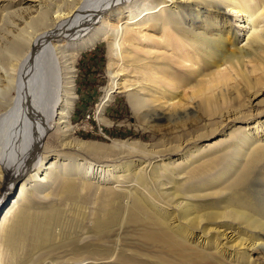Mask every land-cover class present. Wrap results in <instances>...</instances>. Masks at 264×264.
Returning a JSON list of instances; mask_svg holds the SVG:
<instances>
[{"label":"bare ground","instance_id":"6f19581e","mask_svg":"<svg viewBox=\"0 0 264 264\" xmlns=\"http://www.w3.org/2000/svg\"><path fill=\"white\" fill-rule=\"evenodd\" d=\"M191 9L194 13L188 20L202 26L185 28L179 15H171L175 10L183 15ZM120 10H125L124 16L116 27L108 29L100 23L105 15ZM227 16H235L249 27L246 41L252 50L230 48L226 43L234 45L235 39L229 32L226 39L211 42L207 38L216 29L215 18L227 20ZM143 24L161 32L160 39L133 28ZM262 25L264 0H0V210L16 181L22 180L0 223V264H14L9 257L12 250L24 252L19 264L35 259L40 246L55 242L52 231L61 225L65 232L75 228L72 254H86L74 263L95 256L91 249L95 244L84 243L87 233L79 232L89 227L81 210L84 200L106 180L105 173L114 170H107L113 168L110 165L78 162L73 147L88 143L75 138L71 119L77 100V61L98 42L107 44V71L112 77L100 120L114 92H130L144 82L141 90L153 93V102L162 103L163 109L168 105L170 112L146 114L151 123H170L180 118L181 109L195 102L197 111L219 121L191 144L179 147L181 150L156 155L155 163H162L160 167L153 161L140 165L138 184L132 185L137 196L129 199L125 210L122 195L112 188L104 189L102 196L93 200L99 211L92 212L90 233L101 236L126 218L131 225L141 227L140 238L148 249L163 256L160 264H264V258L252 259V254L264 255V111H255L253 105L264 93ZM144 37L145 41L139 40ZM170 44L176 47L170 48ZM213 50L227 52L220 56ZM115 61L127 64L130 73L137 76L119 82L118 73L112 71ZM246 62L252 64L249 72ZM240 85L244 88L241 91L237 90ZM231 88L248 97L238 109L229 107L235 105V99L224 98ZM180 89L183 91L178 92ZM136 105L140 109L145 103L139 100ZM227 109L231 110L225 112ZM237 123L243 126L230 134L238 136L237 142L218 148L227 144L220 138L205 146L198 159L184 158L175 167L165 163L174 158L173 153H186L204 138ZM51 132L60 136L61 149L53 151L48 144L43 145ZM130 161L123 159V163ZM125 176L113 177L114 183L121 177L126 180ZM148 182H158L161 189L145 195L142 188H148ZM47 190L52 197L66 194L68 203L78 202L76 222L68 219L62 223L64 214L44 210L30 215L34 205L30 200L21 206L30 192ZM152 197L166 206L158 205ZM78 219L84 221L80 226ZM189 242H196V247H188ZM211 248L218 251L217 256L208 253Z\"/></svg>","mask_w":264,"mask_h":264},{"label":"rangeland","instance_id":"374dc122","mask_svg":"<svg viewBox=\"0 0 264 264\" xmlns=\"http://www.w3.org/2000/svg\"><path fill=\"white\" fill-rule=\"evenodd\" d=\"M124 11L125 10L116 11L111 16L109 14L105 15L104 18L100 20V23L104 24L106 27H108V29L114 28L119 23V20L123 18ZM175 11L176 12L171 13V15H179V18L181 19V25L183 27L192 28L193 26H202L201 23L194 24L189 21V15L191 13H194L192 9L184 12L183 15L178 14L177 10ZM223 11L224 10H220L221 13ZM227 17V20L226 18L222 17L215 18L216 25L214 26L216 27V29L210 32L211 35L207 34V38L211 42L216 41L218 39H226L227 33L229 32L230 34H233L230 36H233V39H235V44H231L233 47L229 43H226L230 46V48H239L246 51L252 50L250 49V47L247 46L246 41V36L249 27L244 24L242 20L237 19V17L235 16ZM133 28L136 30H144V33H147V35L155 34L154 36L157 37V39L155 40L160 39L159 37H161L162 35L161 32H154L152 30H149L146 24L134 26ZM198 31L203 32L202 29H198ZM139 40L145 41L146 39L144 37L143 40L142 38H139ZM142 43L145 45L144 42ZM170 45V48L176 47V45L174 44ZM130 48L133 49V47L131 46ZM214 51L220 56L225 55L227 52V50H213L212 52ZM195 58L199 60L197 56H195ZM119 62L120 61L116 62L115 66L112 69L113 74L118 73L119 82H122L124 80L130 81L131 79H134V77L137 76L136 73H130L131 68L128 67L127 64H124L122 61L120 63ZM246 63V68L249 72L251 71L252 64H249L248 62ZM107 64L108 48L107 44H105L104 42H98L93 48L87 49L80 55L76 65L77 69L75 78L77 100L75 102L74 111L71 119L72 127L74 131H76L75 138H78L81 141H84L92 146L91 148H89L87 144L73 147V151L75 153L77 152V154L79 155L78 159L80 160L78 162L81 164L85 161H88L96 165H110L113 166V168H107V170H114L113 172L111 171V173H105L106 180H102L104 182H102L101 185H98L97 183L95 184L98 185L100 188L96 187L93 193L84 200L85 202H83L81 211L83 216H85V223L84 221L81 223L82 220L80 221L78 219L80 221L79 226L83 223L85 224V226L86 224L89 226L87 228L84 227L82 230L79 229V232L82 233L81 231H83L84 233H87V235H85L87 237V240L85 239L84 243L95 244V247H91L92 253L95 256H91L89 259L87 258L83 262L74 263L75 261L86 257V254H72L70 250L73 251L75 249V236H73V234L75 235V228L71 227L70 230L69 228H67L65 232L61 225L56 226L52 231L54 235L53 238L56 239L55 242L59 244L56 245L54 240H52L51 243L50 240L49 243L44 244L45 246H40L39 250H37L38 252H36L37 254L35 253L38 257H34L35 259L26 262V264H160V260L161 258H163V256H161L159 253H155V251L148 249L146 243L143 242V240L140 238L141 227L131 225L127 222L126 218L123 219L120 224L116 225L115 228H112L109 232L103 233V235L101 236L100 234L97 235L94 233H90L89 230H91L93 223L92 212L99 211L97 205H93V200L97 201V199L102 196V193L105 192L104 189L112 188L113 191H117V193L119 192L120 196L122 195V208H127V206H129L128 204L131 203L129 201L133 200L134 197L137 196V190H135L136 188L132 187V185L138 184L136 182V178L141 173L140 165H143V163L145 165V162H147L146 165H148L152 161V163H155L157 161V159L154 158L156 157V155H160L164 151L170 153L182 147H185L187 142L191 144L195 140L197 135L205 133V131L213 128L214 126L217 127L216 124L219 121V118H208L207 115H204L201 112L197 111L195 106L198 104L196 102L193 103V105H189L185 109H181L179 111L180 118H175L170 123L163 121L151 123L149 116L146 117V114L149 115L153 112H157L170 115V112L166 110L168 105H163L165 106V109H163L162 103L153 102L151 96L153 93L141 90V88L145 84L144 82H140L139 84H137L138 87L135 86L137 87L136 90L134 89L130 92H124V89H121L120 91L118 90L114 92L111 96V102H109V104H107L104 109L102 117L103 120H100L101 118L99 112L102 108V104L107 96V93L110 91L112 82V77L107 71ZM186 64L191 65L190 62ZM194 66L195 68H197L199 65L194 64ZM133 88L134 87H132L131 89ZM237 88V90L239 91L244 89L243 85H240ZM182 89L178 90V92H182L184 90ZM231 89L225 91L224 94V98L228 101H230V99H235V105H229V107H237L238 109L241 105L246 104V100L248 97L246 98V96L244 95L237 94L236 89ZM187 91L189 90L187 89ZM131 92H134L132 98L129 97V94ZM137 94H139L141 97H137ZM153 97L157 98L158 96L154 95ZM139 100H143V102L145 103V105H143V107H141L140 109L139 106L136 105ZM253 105L255 111H264V93L258 96ZM229 110L231 109H227L225 112ZM242 112L247 114L248 110H244ZM241 126H243L242 123H237L232 125V128L229 130L228 128H226L222 133L216 134L209 138H204V140L199 142L195 148L191 149L192 151H187L188 153H173L171 157L174 156V158H172V160L165 161V163L170 162L171 167H175L176 165L183 163V161L188 158L198 159V157L200 156L199 153L202 152L201 150L204 149L205 146L207 147L208 144H213L220 138L226 141L227 144H225L224 142L223 145L218 146V148L237 142L238 136L232 137V135L230 136V134L233 130L238 129ZM51 133L46 137L43 145H45V143L48 144L49 148H51L52 150L54 149L53 151H55V149H61L62 142L60 136ZM206 152L207 151H205L204 153ZM203 156L205 157L206 154L202 155L201 157ZM123 159H128L132 161L123 163ZM117 160L118 162L115 163ZM156 164L157 166L155 167H160L162 163L159 162L155 163V165ZM159 172L160 175L164 174L161 170H159ZM177 173H179V171H177ZM117 176H125L126 180H123V178L121 177L120 181L114 183L113 177ZM133 178L135 179V181H133ZM121 180L125 182H122ZM21 183L22 180L16 181L12 193H10L9 196L6 198L5 206L2 205V208L0 210V223L2 222L7 210L13 204L12 199H14V197L18 195ZM148 184V188H142V193H144L145 195H154L155 193L152 192H156L158 191V189H161L157 185L158 182H148ZM102 185H105L106 187ZM167 187H169V185ZM48 191L49 190L41 194L37 192H30L29 197L24 200V203L23 201H21V206H23L28 202V200H30L34 204L29 209L30 215L34 213L36 215L40 211L44 210L49 211V213L51 212L54 214H64L63 221L61 220L62 223H67L68 219H71L73 220V222H76V211L80 209V207L78 206V202L75 203V201H72L70 203L69 201L68 203V198L66 194H61L62 197L61 195H58L60 197H56L57 195L52 197L49 195ZM129 193L131 194L129 195ZM65 198L67 199V201ZM81 201H83V199H81ZM152 201L157 202L158 205L166 206L164 203L158 202V200L154 197H152ZM79 205H81V203H79ZM50 207L54 210L52 211ZM80 219L82 218L80 217ZM28 239L26 241L25 246H28ZM60 239L62 242L60 241ZM195 245H197L196 242H189L188 247L194 248L196 247ZM217 252L218 251L214 250L213 248L208 250V253H213L215 256L218 255ZM14 253L16 254V256ZM35 254H33V256ZM9 257L11 258V260L15 261L14 264H19L20 259H22V257L25 258V255L22 250H12L9 253ZM253 257L264 258V255L255 253L252 254V259ZM230 260L231 258L229 259V261ZM248 260L249 259H247L246 261ZM224 261H226L225 258Z\"/></svg>","mask_w":264,"mask_h":264}]
</instances>
